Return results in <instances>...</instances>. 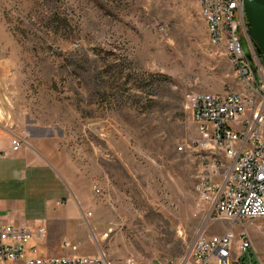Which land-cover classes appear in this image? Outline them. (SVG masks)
Here are the masks:
<instances>
[{
	"label": "rangeland",
	"instance_id": "1",
	"mask_svg": "<svg viewBox=\"0 0 264 264\" xmlns=\"http://www.w3.org/2000/svg\"><path fill=\"white\" fill-rule=\"evenodd\" d=\"M229 89L197 0H0V116L60 139L59 170L91 212L65 230L77 254L157 263L231 226L199 200L186 106L191 92ZM232 227L253 244L238 264H264V220Z\"/></svg>",
	"mask_w": 264,
	"mask_h": 264
},
{
	"label": "built area",
	"instance_id": "2",
	"mask_svg": "<svg viewBox=\"0 0 264 264\" xmlns=\"http://www.w3.org/2000/svg\"><path fill=\"white\" fill-rule=\"evenodd\" d=\"M197 2L213 45L221 26L216 25L212 4L221 3L227 15L224 25H228L225 38L231 45L229 62L239 84V89L222 93L191 92L186 100L198 131L192 146L196 151L199 200L208 205L211 224L226 221L231 226L211 234L200 231L183 255L150 264H238L253 244L245 230L236 238L232 226L264 220V67L248 34L242 0ZM244 80H256L257 88L263 91V101L252 100L250 90L243 88ZM10 133V151L27 143L25 131ZM94 191L99 194L101 189L94 186ZM46 235L44 223L16 225L0 217V264H114L103 252L44 255L39 245ZM124 264L137 263L129 257Z\"/></svg>",
	"mask_w": 264,
	"mask_h": 264
},
{
	"label": "crops",
	"instance_id": "3",
	"mask_svg": "<svg viewBox=\"0 0 264 264\" xmlns=\"http://www.w3.org/2000/svg\"><path fill=\"white\" fill-rule=\"evenodd\" d=\"M21 128L27 143L10 151V132ZM62 151L51 125L27 120L13 126L0 116V217L16 225L44 223L47 235L39 245L44 255L77 254L72 241L64 245L65 230L89 204L65 182L59 170Z\"/></svg>",
	"mask_w": 264,
	"mask_h": 264
},
{
	"label": "water",
	"instance_id": "4",
	"mask_svg": "<svg viewBox=\"0 0 264 264\" xmlns=\"http://www.w3.org/2000/svg\"><path fill=\"white\" fill-rule=\"evenodd\" d=\"M248 34L264 61V0H242Z\"/></svg>",
	"mask_w": 264,
	"mask_h": 264
},
{
	"label": "bare ground",
	"instance_id": "5",
	"mask_svg": "<svg viewBox=\"0 0 264 264\" xmlns=\"http://www.w3.org/2000/svg\"><path fill=\"white\" fill-rule=\"evenodd\" d=\"M212 12L214 20H216V25L219 27L218 31V39H216V45H224L225 50L227 52L228 59H231V45L227 44L228 36V25L227 24V15L221 9V3H213L212 4ZM243 88H248L250 90V96H252V100L255 101H263V91L261 88H257L256 80H244ZM199 189V186H198Z\"/></svg>",
	"mask_w": 264,
	"mask_h": 264
},
{
	"label": "flooded vegetation",
	"instance_id": "6",
	"mask_svg": "<svg viewBox=\"0 0 264 264\" xmlns=\"http://www.w3.org/2000/svg\"><path fill=\"white\" fill-rule=\"evenodd\" d=\"M257 54H258V57H259V59H260L262 65H263V67H264V61H263V59H262V54L259 53V52H257Z\"/></svg>",
	"mask_w": 264,
	"mask_h": 264
}]
</instances>
